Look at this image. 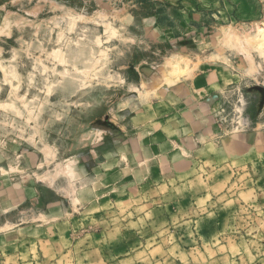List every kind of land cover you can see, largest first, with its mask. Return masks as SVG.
<instances>
[{"label":"rangeland","instance_id":"374dc122","mask_svg":"<svg viewBox=\"0 0 264 264\" xmlns=\"http://www.w3.org/2000/svg\"><path fill=\"white\" fill-rule=\"evenodd\" d=\"M0 264H264V0H0Z\"/></svg>","mask_w":264,"mask_h":264}]
</instances>
